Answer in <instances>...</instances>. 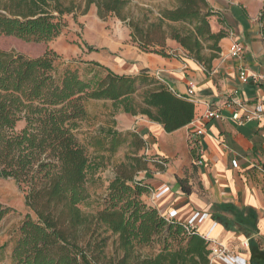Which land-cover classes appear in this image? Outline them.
Wrapping results in <instances>:
<instances>
[{
  "label": "trees",
  "instance_id": "16d2710c",
  "mask_svg": "<svg viewBox=\"0 0 264 264\" xmlns=\"http://www.w3.org/2000/svg\"><path fill=\"white\" fill-rule=\"evenodd\" d=\"M0 0V36L25 41L50 42L68 27L67 16L82 9L86 14L94 5L105 19L114 16L131 29V43L147 53L163 58L194 61L207 74L222 52L220 43L227 29L214 33L210 19L216 15L207 0H176L173 10L160 12L157 23L147 30L124 15L131 0ZM182 25L164 29L166 24ZM259 23L264 32V2ZM188 24L190 28H186ZM172 40L182 53L167 45ZM90 51H94L89 47ZM209 51L210 55H205ZM59 56L48 51L38 58L0 50V181L13 179L26 192L28 215L19 229L13 248V264H208L209 244L197 232H188L187 223L168 220L160 211L142 200L151 191L139 174L145 162L165 170L168 160L143 154L134 162L117 167L105 195L104 208L96 215H85L80 206L90 199L88 178L100 169L104 153L114 156L130 143L137 150L148 143L137 132L123 134L113 125L98 127L88 146L78 138L89 121V101H111L115 111L132 116L143 115L173 133L196 118V105L175 94L148 70L136 76L120 75L98 63L105 71L83 79L78 71L58 72ZM159 84L147 90L137 103L140 86ZM26 126L17 131V125ZM94 149L96 158L89 155ZM196 157L195 150L193 151ZM94 158V157H93ZM130 160V158H127ZM145 160V162H144ZM164 164V165H163ZM186 195L192 194L188 178L177 177ZM232 213L247 235L256 232L252 211L233 206H218ZM9 213L0 203V223ZM247 213V217H245ZM230 229L233 227L227 224ZM118 237L121 256L107 261V239L99 240V231ZM159 246L155 255H142L139 248ZM254 264H264V253L252 243Z\"/></svg>",
  "mask_w": 264,
  "mask_h": 264
},
{
  "label": "crops",
  "instance_id": "0c3cea01",
  "mask_svg": "<svg viewBox=\"0 0 264 264\" xmlns=\"http://www.w3.org/2000/svg\"><path fill=\"white\" fill-rule=\"evenodd\" d=\"M208 1L221 11L228 31V37L220 44L222 52L213 62L209 74L194 61L185 63L177 58H163L139 50L134 53L136 64L131 70L135 75L143 70L152 75L159 73L165 85L182 97L188 82L196 83V93L191 100L197 107L195 120L178 131L166 133L163 126L146 116H132L120 111L114 118L117 122L115 129L141 134L148 143L147 155L168 160L164 171L156 168L140 173L139 179L145 180L152 188L142 197L146 203L165 216L176 212L175 218L185 223L200 214L194 226L203 238L208 236L221 241L234 256L246 260L247 264H254L252 243L264 253V120L239 126L231 120L232 109H225V118L220 121L200 118L208 106L223 108L231 98L246 104L264 105V81L249 79L243 82L239 77L242 68L264 76V32L259 23L264 0ZM233 41L244 47L241 60L229 56ZM199 129L204 130L201 136L197 135ZM193 143L202 150L203 165L194 164L196 156L193 162L196 172L187 177L192 187V194L188 196L182 191L177 177H186L182 170L194 151ZM225 205L240 211H252L256 217V232L247 235L240 231L232 213L217 209ZM244 216L247 217V213ZM227 224L234 227L230 229ZM215 264L224 263L216 261Z\"/></svg>",
  "mask_w": 264,
  "mask_h": 264
},
{
  "label": "rangeland",
  "instance_id": "374dc122",
  "mask_svg": "<svg viewBox=\"0 0 264 264\" xmlns=\"http://www.w3.org/2000/svg\"><path fill=\"white\" fill-rule=\"evenodd\" d=\"M209 5L216 13L210 19L212 31L218 33L227 29L221 11L217 7H213L210 2ZM176 6V0H131L124 15L128 18L127 23L133 21L142 29L147 30L150 25L157 23L160 12L173 10ZM83 11L84 6L76 13V16H67L68 27L59 37L50 42L25 41L15 37L0 36V50L22 54L29 58H38L48 51H53L59 56L56 62L58 72L63 73L66 69L78 71L83 79L91 78L96 73L105 76V71L91 64L93 62L105 68L109 67L115 72L122 73L120 75L136 76L131 73L136 64L133 60L134 53L141 50L137 45L131 43L130 27L114 16H108L105 19L101 18L97 7L94 5L86 14ZM176 26L180 27L182 25L169 23L164 26V29L170 32L171 28ZM184 26L190 28L188 24H184ZM167 45L178 53L182 50L181 46L175 41L168 40ZM89 47H92L94 51H90ZM205 55L209 56L210 52L205 51ZM158 86L159 84L140 86L137 95L134 96L136 102H141V96L145 91L154 90ZM87 110L90 119L83 124L78 134V138L86 146L90 142V136L93 138L97 136L95 134L98 129L97 126L107 127L115 122L117 127V122L114 118L122 111L116 112L110 101H89ZM25 126L26 123L23 120L18 123L16 130L20 131ZM121 133L127 134L128 132ZM129 142L122 146L112 157L104 153L103 159L96 158L94 149L89 148L90 157L94 160L99 159L98 164L101 167L94 176L88 178L87 188L90 193V199L80 206L85 215H96L104 208L105 195L108 192L109 183L114 178L117 167L122 163L130 164L129 162H134L136 166L137 163L133 161L135 157L140 158L143 154H146V149L137 150V146L133 145L132 138H130ZM127 158H130V160H127ZM195 159L196 157L192 153L188 162L184 165L182 175L186 176L185 178L191 172H196V167L193 164ZM145 168L146 170L141 173L151 172L156 169L154 163L146 162ZM195 183H197V180H195ZM25 198L26 192L24 188L19 186L15 180L3 179L0 181V203L9 210V213L0 223V264H13L12 253L19 238L21 224L28 215L35 218V214L26 206ZM98 234L99 240L107 239L104 249L107 261L122 255L119 250L117 252V236L105 233L103 229ZM262 245L264 247V240ZM158 250L159 246L157 244L139 248V252L145 256L155 255Z\"/></svg>",
  "mask_w": 264,
  "mask_h": 264
},
{
  "label": "built area",
  "instance_id": "2783aa9c",
  "mask_svg": "<svg viewBox=\"0 0 264 264\" xmlns=\"http://www.w3.org/2000/svg\"><path fill=\"white\" fill-rule=\"evenodd\" d=\"M229 56L232 59L241 60L244 57V47L238 41H233L229 48ZM160 82L164 83L163 78L159 73L153 74ZM240 80L243 82H247L249 79L253 81H264V76L251 73L248 69L242 68L239 73ZM196 83L193 81L188 82L187 91L184 98L188 100H193L196 93ZM194 103V102H193ZM195 104V103H194ZM232 109L231 120L238 124L239 126H244L252 122L263 121L264 120V105L261 103H253L246 104L241 102L237 98L229 99L223 106V108H211L208 106L205 113L201 116L200 120H223L224 110ZM204 134L203 129H199L197 131V135L201 136ZM192 148L196 150L197 159L195 161L196 166H202L203 160L201 159L202 150L199 148L198 144L193 143ZM164 165V164H163ZM165 166V165H164ZM237 167V164H234ZM165 216V215H164ZM177 216L176 212L170 213L166 218L168 220L174 219ZM200 217V214L195 215L188 223H187V231L191 232L196 230L194 226V222ZM203 217V216H202ZM202 219V218H201ZM204 239L209 244V263L215 264L216 261H220L224 264H247L246 260L242 258L236 257L232 254L229 248L222 243L221 241L210 239L208 236H204Z\"/></svg>",
  "mask_w": 264,
  "mask_h": 264
}]
</instances>
